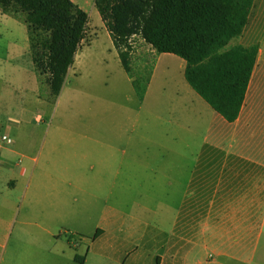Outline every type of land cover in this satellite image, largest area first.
<instances>
[{"label":"crops","instance_id":"obj_1","mask_svg":"<svg viewBox=\"0 0 264 264\" xmlns=\"http://www.w3.org/2000/svg\"><path fill=\"white\" fill-rule=\"evenodd\" d=\"M72 1L86 13V5L93 4L92 0ZM89 29L90 26L86 33L88 38L92 36L88 34ZM238 45L256 46L257 56L237 119L228 122L192 88L196 95L185 87L184 150L176 153L174 149L173 154L158 156L149 162L154 161L153 165L145 167L144 150L158 143L134 133L139 122L118 125L122 131L119 140L112 139V124L107 123L61 124L58 130H71L72 138L51 134L52 129L47 128L43 131L45 138L41 145L33 140L35 124L46 113L50 89L41 94V89L48 84L42 86L43 81L35 70L26 25L0 10V209L9 212L13 209L18 193L35 169H30L28 161L37 159H32L29 153L39 146L42 153L47 145L43 163L38 165L43 177L99 179L97 184H103V179L105 184V179L113 178L118 179L120 185H125L129 178L151 177L152 193L158 188L160 192L165 183L168 198H175V202L168 205L178 206L164 243H184V264H264V0L254 1L242 35L230 43L231 47ZM160 55L156 54L157 61ZM76 57L55 104L60 102L66 81L76 70ZM181 60L184 64L178 61L179 70L184 69L185 73L186 63ZM157 61L153 63L141 103L149 95ZM31 99L34 109L29 105ZM16 112L20 113L22 123L12 118ZM95 131H102V134L98 132L99 138L94 136ZM196 131L200 133L199 144L192 137ZM5 138H10L12 143H6ZM192 144L197 145V152L192 151ZM159 146L167 144L161 142ZM29 188L27 184L25 198ZM33 203L28 205V211L38 209L45 212V217L24 218L15 236L10 232L11 220L0 215V264H86L88 253L81 257L71 239L63 241L62 231L71 219H78L81 210L89 208L38 205V195L34 196ZM113 218L112 213L103 216L104 226L96 229L101 231L97 238L114 232ZM27 227L37 230L26 233ZM122 228L120 233L123 234ZM158 236L159 231L157 243ZM121 239L124 242L131 237ZM160 256H156V264Z\"/></svg>","mask_w":264,"mask_h":264},{"label":"rangeland","instance_id":"obj_2","mask_svg":"<svg viewBox=\"0 0 264 264\" xmlns=\"http://www.w3.org/2000/svg\"><path fill=\"white\" fill-rule=\"evenodd\" d=\"M92 1L91 6L86 5L91 27L88 34L92 36L90 39L86 37L78 51L76 70L68 77L60 102L55 104L49 99L45 115L42 114L35 124L37 129L33 140L41 145L45 138L43 131L47 128L52 129L51 134L58 133L66 139L72 138L71 130L60 131L58 128L61 124L81 123L112 124V139L119 140L122 131L118 125L139 122L134 133L143 134L145 138L158 143H152L148 150H144L145 167L153 165L158 156L173 154L174 149L176 153L183 152L186 139L185 114L182 111V103L187 100L185 87L193 95L196 94L184 78V69L179 70L178 61L182 60L171 54H162L157 61L156 53L148 44L139 37L132 39L134 52L131 65L134 72L149 68L152 74L153 63L158 62L149 95L141 103L121 65L113 41L102 24L94 6L95 0ZM182 63L184 64L183 61ZM42 83V86L47 85L45 79ZM45 87L41 89L42 95L45 89H49L48 86ZM29 105L35 108L33 99ZM12 118L16 123L23 121L18 112ZM140 124L144 126L140 128ZM98 132L102 134V131H95L96 138L100 137ZM191 132H195L194 128ZM186 134L191 139V134L187 131ZM192 137L196 143H200L199 131ZM50 139L51 136L47 138L48 141ZM161 142L167 146H159ZM192 145V151L197 152V145ZM166 147L169 148L168 151L163 150ZM47 148L45 145V150L41 153L39 146L29 153L32 159H37L35 162L28 161L30 169L35 168L31 178L18 193L13 209L10 212L0 209L1 217L11 220L12 236L19 233V223L24 218L35 220L45 217V212L38 209L28 211V205H32L34 196L38 195V205H84L89 208L81 210L78 219H71L66 224L69 226H64L65 231H62L63 241L71 239L75 244L74 250L81 257L88 253L86 264H156V256L159 254L160 264H184V243H164L172 228L175 207L178 206L168 205L175 202V198H168L165 183L160 192L158 188L156 193H152L154 185H151V177L129 178L125 185H120L119 180L113 178L105 179V184L104 179L103 184H97L99 179L43 177L38 165H42ZM151 160L154 161L149 163ZM27 184L30 188L25 198ZM108 213L114 214V232L94 239L96 229L104 226L103 216ZM122 227L125 231L123 234L120 233ZM35 230L37 229L27 227L25 232L33 233ZM157 231L159 243L156 241ZM123 236H130L131 239L121 242ZM164 244L165 248L161 249Z\"/></svg>","mask_w":264,"mask_h":264},{"label":"trees","instance_id":"obj_3","mask_svg":"<svg viewBox=\"0 0 264 264\" xmlns=\"http://www.w3.org/2000/svg\"><path fill=\"white\" fill-rule=\"evenodd\" d=\"M254 1L95 0L94 6L139 101L144 100L151 71L132 68L135 37L156 54L183 59L191 88L234 122L245 99L257 47H231L230 43L242 35ZM0 10L26 25L35 70L46 80L55 102L85 41L89 15L72 0H0Z\"/></svg>","mask_w":264,"mask_h":264},{"label":"built area","instance_id":"obj_4","mask_svg":"<svg viewBox=\"0 0 264 264\" xmlns=\"http://www.w3.org/2000/svg\"><path fill=\"white\" fill-rule=\"evenodd\" d=\"M6 143H8V144H11L12 143V140L10 139V138H5V139H3Z\"/></svg>","mask_w":264,"mask_h":264}]
</instances>
